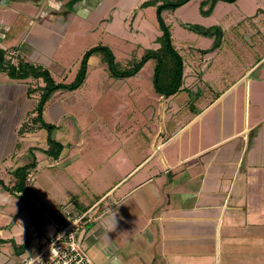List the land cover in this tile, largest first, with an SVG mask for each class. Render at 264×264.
Masks as SVG:
<instances>
[{"label": "crops", "instance_id": "1", "mask_svg": "<svg viewBox=\"0 0 264 264\" xmlns=\"http://www.w3.org/2000/svg\"><path fill=\"white\" fill-rule=\"evenodd\" d=\"M157 1L147 7L157 12L164 0ZM122 2L0 0V49L14 64L23 59L45 67L64 45L73 11L96 23ZM217 32H202L212 41L183 58L177 92L161 94L153 85L156 101L137 105L146 117L138 118V140L148 151L121 153L114 166L120 176L100 192L93 186L90 193L72 194L75 210L90 211L81 240L96 264H264V86L258 85L261 77L245 79L255 65L222 88L205 78L204 68L222 51ZM44 85L43 79L18 80L0 69V199L6 189L19 195L15 170L31 162L22 160L25 154L49 147L36 144V132L45 128L20 133L37 115L41 92L29 95V88ZM50 99L43 115L52 123ZM5 227L0 222V235ZM27 233L22 248L0 249V264H23L33 253V234ZM13 239L0 236V246Z\"/></svg>", "mask_w": 264, "mask_h": 264}, {"label": "rangeland", "instance_id": "2", "mask_svg": "<svg viewBox=\"0 0 264 264\" xmlns=\"http://www.w3.org/2000/svg\"><path fill=\"white\" fill-rule=\"evenodd\" d=\"M144 1L123 0L112 14L107 13L102 16L103 21L96 23L73 11L74 24L64 34V45L44 64L55 81L72 83L85 53L97 46L112 49L119 72L133 69L148 51L164 47L166 52L167 40L158 8L156 12L143 6ZM211 1L190 0L174 12H167L166 8L162 11L172 44L183 58L198 55V48L208 45L213 35L187 28L185 23L204 29L218 28L215 37L221 42L222 51L204 68L205 78L222 88L255 65L245 79L261 77L258 85L264 86V0H221L212 11ZM102 63L105 65L92 55L83 84L76 89H61L48 103L47 118L56 128L50 133L37 131L36 144L45 148L48 143L43 137L49 138L50 134L65 145L62 155L54 159L34 148L22 159L25 162L36 159V165L29 169L32 179L29 190L49 210L69 205L77 191L90 193L96 186V192H100L108 187L120 176L114 166L120 165L121 153L148 151L147 143L138 140L141 135L138 118L146 117L139 115L137 105L156 101L153 85L159 59L150 57L139 70L127 76L115 74L106 62ZM137 160L135 155L128 166ZM4 194L0 199V222L6 227L0 236L13 234L15 239L6 241L0 249H20L27 232L34 229V215L26 198L9 189ZM32 237L35 246V234Z\"/></svg>", "mask_w": 264, "mask_h": 264}, {"label": "trees", "instance_id": "3", "mask_svg": "<svg viewBox=\"0 0 264 264\" xmlns=\"http://www.w3.org/2000/svg\"><path fill=\"white\" fill-rule=\"evenodd\" d=\"M190 0H164L162 4L157 6L158 8V16L161 19L162 28L164 30L165 38L167 40V49L166 52L163 51L164 47H161L157 50L148 51L145 57L142 59L138 65H136L133 69H127L125 71L119 72L116 69V60L115 55L112 49L109 46H97L88 50L84 58L82 60V66L80 71L78 72L75 80L70 84L65 83H57L55 79L52 77L50 71L40 65H35L29 61H25L23 59H19L17 64L12 63L6 56V51L0 49V69H3L8 72V75L14 79H43L45 85L39 86L37 88L30 87L29 88V95L40 91V97L36 104L34 112L37 114L36 117L33 119L34 125H30V120L26 121L20 128V133H24L27 129H34L35 126L38 128H45L50 133L55 128L56 125L53 123H49L44 119V108L47 101L52 97L53 93L60 89H76L78 88L87 77V69H88V61L92 55H98L101 57L102 61L108 64L109 68L115 72L117 75L127 76L135 73L139 70L143 64L149 59L150 57H156L159 59V64L156 68V74L154 79V86L156 90L165 95L174 94L179 90L182 85L183 81V74H184V59L180 55V53L176 50L174 45L172 44L171 34L169 31L168 26L164 22L162 18V11L166 9H173L180 7L182 4L187 3ZM221 0H212V9L215 5ZM224 1H236V0H224ZM157 0H149L143 3V6H149L151 4H157ZM204 4V3H203ZM203 7V5H202ZM204 11V10H203ZM206 12V11H204ZM208 13V12H206ZM187 28L192 30L200 31V25L192 24V23H185ZM219 42V41H218ZM220 43V42H219ZM218 43V44H219ZM218 46V45H217ZM206 52V51H202ZM49 147L43 150L49 156L54 158H59L62 151L65 148V145L58 140L53 139L50 137L48 138ZM36 165V159L33 162L28 164L22 165L15 170V177L17 179L14 189L17 191H21L26 185V178L29 174V169ZM0 183L4 184V181L0 179ZM20 196V195H19ZM27 205L30 208L31 213L35 217V211L32 205L26 200ZM31 237V236H30ZM29 237L28 240L31 238Z\"/></svg>", "mask_w": 264, "mask_h": 264}, {"label": "built area", "instance_id": "4", "mask_svg": "<svg viewBox=\"0 0 264 264\" xmlns=\"http://www.w3.org/2000/svg\"><path fill=\"white\" fill-rule=\"evenodd\" d=\"M31 177L18 194L27 199L35 211L34 229L37 244L23 264H96L81 240L90 211H77L69 204L55 210L44 207L31 193Z\"/></svg>", "mask_w": 264, "mask_h": 264}, {"label": "water", "instance_id": "5", "mask_svg": "<svg viewBox=\"0 0 264 264\" xmlns=\"http://www.w3.org/2000/svg\"><path fill=\"white\" fill-rule=\"evenodd\" d=\"M200 30L204 33H212L215 31V28H212V29H204V28H200Z\"/></svg>", "mask_w": 264, "mask_h": 264}]
</instances>
